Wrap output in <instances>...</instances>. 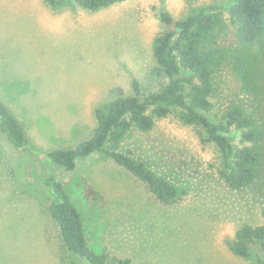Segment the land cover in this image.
Segmentation results:
<instances>
[{
	"label": "rangeland",
	"instance_id": "1",
	"mask_svg": "<svg viewBox=\"0 0 264 264\" xmlns=\"http://www.w3.org/2000/svg\"><path fill=\"white\" fill-rule=\"evenodd\" d=\"M230 1L119 0L93 11L75 0L57 9L44 0H0V99L29 141L17 149L0 132V264H87L63 245L48 209V172L80 211L90 247L109 254L108 264H118L114 257L132 264H257L235 254L231 242L242 225L264 224V162L251 185L232 188L220 176L219 147L206 140L202 126L184 123L181 109L149 132L132 130L121 146L179 188L174 204L159 201L105 154L81 159L71 171L46 158L91 137L97 108L118 89L131 95L136 82L145 91L167 82L153 73L155 39L166 29L163 12L184 19ZM214 83L213 121L232 103L253 100L229 67ZM261 83L256 101L264 124V77ZM228 136L242 145L239 129ZM87 184L104 199L88 197Z\"/></svg>",
	"mask_w": 264,
	"mask_h": 264
},
{
	"label": "trees",
	"instance_id": "2",
	"mask_svg": "<svg viewBox=\"0 0 264 264\" xmlns=\"http://www.w3.org/2000/svg\"><path fill=\"white\" fill-rule=\"evenodd\" d=\"M44 1L57 9L68 0ZM75 1L96 11L119 0ZM222 8L229 11V18ZM161 19L166 29L155 39L153 73L158 78H167V82L155 91H145L136 82L131 95L118 89L115 98L97 108V126L91 137L72 148L48 151L46 158L71 171L79 160L95 153L105 154L146 184L159 201L174 204L182 196L179 188L144 161L123 152L121 146L132 130L149 132L159 119L179 108L184 123L202 126L206 140L219 147L223 157L221 178L236 189L251 185L260 176L264 162V124L256 101L264 77V0H231L213 10L201 8L184 19H175L163 12ZM225 67L231 69L240 90L253 100L232 103L216 122L208 114L215 106V76ZM234 128L241 131L239 147L228 136ZM0 132L15 148L28 146L23 125L1 99ZM45 184L49 193L48 209L60 226L64 247L87 264H108L109 254L98 253L90 247L83 217L63 184L52 172H48ZM86 195L104 199L90 184L86 186ZM253 246L264 252V224L242 225L231 242L235 254L264 264V258L253 252ZM113 260L118 264H132L130 258L114 257Z\"/></svg>",
	"mask_w": 264,
	"mask_h": 264
}]
</instances>
